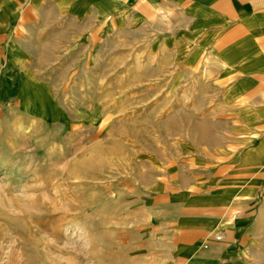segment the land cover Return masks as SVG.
I'll return each instance as SVG.
<instances>
[{"label": "rangeland", "instance_id": "rangeland-1", "mask_svg": "<svg viewBox=\"0 0 264 264\" xmlns=\"http://www.w3.org/2000/svg\"><path fill=\"white\" fill-rule=\"evenodd\" d=\"M115 26L66 48L69 71L50 88L29 80L53 109L46 120L24 108V79L2 60L0 264H157L151 208L168 180L200 205L233 177L212 83L180 71L173 47ZM257 205L248 264H264V187Z\"/></svg>", "mask_w": 264, "mask_h": 264}, {"label": "crops", "instance_id": "crops-1", "mask_svg": "<svg viewBox=\"0 0 264 264\" xmlns=\"http://www.w3.org/2000/svg\"><path fill=\"white\" fill-rule=\"evenodd\" d=\"M123 19L128 29L173 47L180 71L212 83L225 113L221 139L230 144L218 147L229 183L210 188L199 205L168 180L153 203L164 244L157 264H248L264 187V0H0V71L2 60L12 63L25 82L24 108L51 118L47 97H35L29 80L50 88L69 71L60 66L66 48L82 39L96 45Z\"/></svg>", "mask_w": 264, "mask_h": 264}, {"label": "built area", "instance_id": "built-area-1", "mask_svg": "<svg viewBox=\"0 0 264 264\" xmlns=\"http://www.w3.org/2000/svg\"><path fill=\"white\" fill-rule=\"evenodd\" d=\"M213 239L215 240V241H220L221 240V236L220 235H215L214 237H213ZM207 245H204V247H206Z\"/></svg>", "mask_w": 264, "mask_h": 264}, {"label": "bare ground", "instance_id": "bare-ground-1", "mask_svg": "<svg viewBox=\"0 0 264 264\" xmlns=\"http://www.w3.org/2000/svg\"><path fill=\"white\" fill-rule=\"evenodd\" d=\"M30 112V111H29Z\"/></svg>", "mask_w": 264, "mask_h": 264}]
</instances>
